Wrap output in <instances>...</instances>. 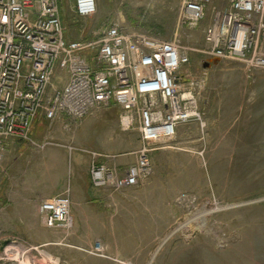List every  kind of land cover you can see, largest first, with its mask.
Returning a JSON list of instances; mask_svg holds the SVG:
<instances>
[{
    "label": "rangeland",
    "instance_id": "374dc122",
    "mask_svg": "<svg viewBox=\"0 0 264 264\" xmlns=\"http://www.w3.org/2000/svg\"><path fill=\"white\" fill-rule=\"evenodd\" d=\"M61 1L70 39H91L112 24L165 40L178 36L190 49L184 77L199 81L204 128L188 123V138L153 151V173L138 187H90L84 204L71 205L67 233L46 228L38 206L67 192L72 203L75 158L81 171L90 169L92 153L126 168L141 141L136 130L120 128L116 107L78 121H39L32 138L49 145L13 141L0 164V264H264V70L202 53L209 18L179 27L182 0H96L89 20L76 19L70 0ZM215 4L226 7L227 0ZM97 244L102 255L90 253ZM18 251L24 260L12 257Z\"/></svg>",
    "mask_w": 264,
    "mask_h": 264
},
{
    "label": "built area",
    "instance_id": "2783aa9c",
    "mask_svg": "<svg viewBox=\"0 0 264 264\" xmlns=\"http://www.w3.org/2000/svg\"><path fill=\"white\" fill-rule=\"evenodd\" d=\"M227 2L217 8L212 0H182L178 25L194 29L208 16L202 53L239 62L249 72L264 70V0ZM70 3L78 20L97 12L96 0ZM189 55L178 36L127 33L119 24L105 26L91 39H70L61 0H0V164L13 141L49 145L32 138L39 121H78L116 107L120 128L136 130L141 147L126 168L100 163L92 153L91 186L138 187L153 173L150 154L172 141L179 125L204 128L199 81L184 77ZM70 210L67 192L41 201L38 215L46 228L71 233ZM1 250L11 257L7 243ZM90 253L102 255L103 247L97 244Z\"/></svg>",
    "mask_w": 264,
    "mask_h": 264
},
{
    "label": "crops",
    "instance_id": "0c3cea01",
    "mask_svg": "<svg viewBox=\"0 0 264 264\" xmlns=\"http://www.w3.org/2000/svg\"><path fill=\"white\" fill-rule=\"evenodd\" d=\"M213 5L215 6V0H212ZM227 6H228V2H227ZM226 6V7H227ZM222 8H226L223 6H220ZM219 8V7H218ZM62 122V121H59ZM190 129V126H188V124H181L177 127V131H176V136L177 138H188L186 135V132ZM176 138V137H175ZM11 145V143L8 144L7 148H6V154L8 153V148ZM81 164H82V160L77 157L75 158V167H77V171L76 172V168H75V172L74 175H76L78 173V176H76L74 178V182L71 186V196H72V207H79L82 204H84L85 198H84V192L87 191L89 192L90 187L91 189V180H90V172L87 166H85V169L83 171H81ZM88 194V193H87ZM52 197V195H48L46 198ZM84 198V199H83ZM71 199V198H70ZM78 199V200H76ZM80 220L76 219V227L80 228ZM24 260V258H23ZM26 260V259H25ZM27 264V263H26Z\"/></svg>",
    "mask_w": 264,
    "mask_h": 264
},
{
    "label": "bare ground",
    "instance_id": "6f19581e",
    "mask_svg": "<svg viewBox=\"0 0 264 264\" xmlns=\"http://www.w3.org/2000/svg\"><path fill=\"white\" fill-rule=\"evenodd\" d=\"M21 251V250H20ZM20 251H18V252H15V254H13L12 255V257H14V258H16V259H18L19 257L21 258V260L24 258V255L26 254L25 253V251L23 252V253H21V255H19L20 254ZM26 260H28V258H25ZM29 261V260H28ZM53 261V260H52ZM34 264H37V263H34ZM46 264H54V263H52L51 261H47L46 262Z\"/></svg>",
    "mask_w": 264,
    "mask_h": 264
},
{
    "label": "water",
    "instance_id": "95a60500",
    "mask_svg": "<svg viewBox=\"0 0 264 264\" xmlns=\"http://www.w3.org/2000/svg\"><path fill=\"white\" fill-rule=\"evenodd\" d=\"M4 245H6V243H4Z\"/></svg>",
    "mask_w": 264,
    "mask_h": 264
}]
</instances>
